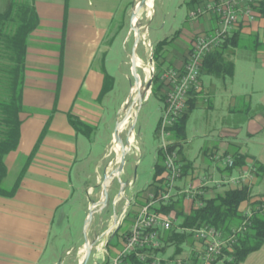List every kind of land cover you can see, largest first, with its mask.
<instances>
[{
    "label": "crops",
    "instance_id": "1",
    "mask_svg": "<svg viewBox=\"0 0 264 264\" xmlns=\"http://www.w3.org/2000/svg\"><path fill=\"white\" fill-rule=\"evenodd\" d=\"M139 1L0 0L1 13L8 11L15 2L24 5L29 12L33 11L35 14V19L33 18L35 26L28 35L24 57L22 92L24 108L20 113L22 124L19 145L4 158L8 168V174L3 182L6 190L15 185L33 150L36 149L15 194L0 195V264H60L57 262L58 251L54 244L49 245L50 237L58 212L60 214L62 205L73 196L70 171L77 162L76 149L81 148L79 136L85 135L90 139L91 132L104 119V98L107 93L104 89L110 85L108 79H112L108 71L110 50L113 43L120 41V36H124L126 40L133 37L136 41V33L132 29V14ZM204 1L189 0L194 6L191 11ZM191 11L189 18L196 20L193 24L196 30L192 32L185 50L180 53L173 47L178 33L171 40L166 38L172 43V47L166 44L162 50L166 55L169 52V56L165 55L166 62L168 65L171 64L167 65V69L183 67L193 48L194 38L199 33L218 27L216 16L204 13L192 18ZM256 13L255 21L242 23L229 35L237 33L239 40L249 43L244 48L246 52L252 51L255 66L252 67L253 73L248 85L237 92L232 88L236 69L233 58L241 51L237 47L229 46L232 50L230 53L227 52V58L235 65L233 77L221 78L206 74L209 78L205 80L202 75L199 90L195 93V107L204 103L208 109L216 111V102L220 101L223 104L218 111L223 109L227 111V116L222 117L223 124L214 139L215 144L203 152L202 162L196 164L189 154V148L181 147L182 140L176 141L173 135L171 138V145L177 143L174 149L181 151L179 158L185 159L189 165L178 182V189L187 188L188 185L202 187V196L205 199L213 198L225 189L242 185L251 188L253 199L264 197V3L257 8ZM30 16L29 13L27 20ZM148 33L147 29L143 36L146 37ZM172 58L176 59L171 62ZM214 78L224 81L230 79V82L224 83L220 88L214 82ZM193 109L188 116L187 124ZM239 109L247 111L244 124L230 123L229 118L232 119ZM218 111L213 120L219 116ZM69 114L77 116L93 127L90 136L78 132L71 125ZM46 125L47 129L40 140ZM244 129L248 138L246 147L237 142ZM114 140L113 137L112 141ZM238 152L246 155L245 164L241 168L228 171L223 157L231 155L234 158ZM215 155H219L221 159H217ZM252 166L256 167L253 176L241 184L223 182L229 177L242 175ZM104 178L97 175V185H100ZM121 183H124L123 180L120 179V182L118 180L120 188ZM257 187L260 190H257ZM154 190L150 183L147 190L129 198L132 201L127 211V214L130 213L128 216L130 228L133 218L149 200L150 194L155 193ZM87 192L91 196L94 186L90 185ZM102 199L103 187L99 197L89 203L90 209L94 202L99 203ZM194 201L184 199L186 211L195 204ZM198 203L199 201H196V204ZM107 205L103 206V209ZM112 206L116 207L114 204ZM156 206L158 205L156 204L155 208ZM99 207L102 205L97 207L96 212L101 211L98 210ZM65 215L63 211L61 217ZM168 215L173 217L172 214ZM173 220L175 223V219ZM106 229L104 232L96 231L92 236L93 238L100 236L101 239L92 250L91 264H108L123 247L122 241L127 233L125 236L123 234L121 242L114 244L111 238L105 237V234H108ZM193 239L192 246H188L181 253H175V245H166L161 240L162 246L156 254L167 259L184 256L187 261H192V258L195 260L194 249L198 245L194 236ZM85 243L86 240L75 247L71 264H81ZM170 248H174V253L167 256Z\"/></svg>",
    "mask_w": 264,
    "mask_h": 264
},
{
    "label": "rangeland",
    "instance_id": "2",
    "mask_svg": "<svg viewBox=\"0 0 264 264\" xmlns=\"http://www.w3.org/2000/svg\"><path fill=\"white\" fill-rule=\"evenodd\" d=\"M146 8L148 9L147 5L139 13V23L141 24L139 29H142L143 25L146 24L148 25L149 33L146 37L142 34L136 55L142 63L141 66H138V73L140 81L142 80L144 83H147L153 75L154 79L171 65L166 62V56H169V52L166 55L165 51L161 50L158 57L154 56L156 44L166 38L171 40L178 33L179 36L173 42V47L176 51L182 53L189 43L192 32L196 30L193 26L196 20L189 18V12L194 8L189 0H154L150 12ZM147 14L150 16H147ZM136 23L137 21L134 25ZM124 38V36H120V41L113 43L108 57V71L112 77V82L104 98V119L91 132L90 139L85 135L80 134L79 136L81 148L76 149L77 162L70 171L73 196L67 203L62 205L60 214L58 212L53 226L49 245L52 246L54 244L55 249L58 251L57 262L60 264H71V257L75 254V247L87 238L92 241L94 239L92 236L96 231L104 232L106 228L108 230L112 228L115 220L114 214L119 216V225L114 226L111 233L105 234L106 238H111L114 244L121 242L123 234L127 233L130 228L128 220L130 213L123 218L122 216L120 217L124 208L125 198L119 197L117 200L120 191L117 177L112 181L109 188L107 207L89 216V203L99 197L100 190L104 184L103 180L100 185H97V175H101L104 178L106 168H108L107 174L113 171L117 173L122 151L121 149L115 150V145L118 144L115 140L112 141V138H115L118 121L123 122L122 127H120V135L125 144L131 132L130 137L134 136L132 143L130 142L129 144L130 148L124 157L123 171L121 173V179L126 184L124 189L126 197L128 196L129 199L136 193L147 190L153 181L154 164L158 159V149L161 145L157 126L164 102L153 93L152 88L145 94L142 103L139 102L135 86L132 88V85L135 84V78L130 57L135 45V39L133 37L128 40ZM149 41L154 45L153 50L148 47ZM248 44L244 40H239L237 49L241 52L240 54L237 53L233 58L236 69L232 88L235 92L243 90L248 85L253 73L252 67L255 66V59L251 56L252 51L246 52V48H244ZM167 45L172 47L171 42H168ZM242 48H244L243 53ZM227 49L229 53L232 50L230 47ZM175 59L172 58L171 62ZM145 68L150 70L148 72L144 71ZM208 78V75L204 74V79L207 80ZM214 82L218 87L222 88V85L229 83L230 79L224 81L214 78ZM132 89H134V93H132ZM129 97L132 98L128 103ZM222 104L220 101L216 102V111L219 108L221 109L220 106ZM216 111H212L211 108L208 109L204 103H201L193 109L189 118L186 138L181 141L180 145L183 148H189V154L196 164L202 162L204 158L203 152L215 144L214 139L218 136L223 124L222 117L227 116L226 109L218 111L220 114L217 118L221 119L218 118L217 122H215L217 118L213 119ZM246 116L247 111L239 109L236 115L232 117L233 120L229 118V121L230 123L241 125L244 124ZM245 129L237 141L243 147H246L248 140ZM252 153L253 149L251 150ZM112 162L113 164H111ZM90 185L94 186V192L91 196L87 192V188ZM257 190H260V188L257 187ZM114 203L115 208L112 206ZM63 211H65L66 215L61 217ZM190 246L192 245L190 244ZM69 250L70 252L68 253ZM173 253L174 248H170L167 256ZM226 258L230 259L227 255H223L219 262L224 264L223 262ZM92 261L93 256L89 264ZM239 264H264V246L250 253Z\"/></svg>",
    "mask_w": 264,
    "mask_h": 264
},
{
    "label": "trees",
    "instance_id": "3",
    "mask_svg": "<svg viewBox=\"0 0 264 264\" xmlns=\"http://www.w3.org/2000/svg\"><path fill=\"white\" fill-rule=\"evenodd\" d=\"M29 13L31 16L27 20ZM34 17L33 11L29 12L24 5L15 2L8 11L0 12V195L12 196L15 194L28 163L36 151V149L33 150L15 185L10 190H6L3 182L8 174V168L4 158L8 153L16 150L19 145L22 124L20 113L24 108L22 99L24 57L28 45V35L35 26ZM238 41L239 37L237 33H234L226 38L219 49L208 54L202 64V75L210 74L221 78L233 77L235 65L232 60L227 58V48L229 46L237 47ZM167 43V39L160 41L156 45L154 56L158 57ZM108 80L111 84L112 79L109 78ZM153 84V93L164 101L161 95L162 84L159 81V76L153 79ZM108 90L106 88L104 92ZM195 93L196 91H192L188 100L189 110L172 128V135L176 141L185 140L186 138L187 119L196 104ZM69 121L78 132L90 136V132L93 130L92 126L73 114H69ZM47 125L40 140L45 134ZM176 145L177 143L170 145L169 149L174 150ZM180 153L181 151H178V154ZM245 157L246 155L240 152L235 154L234 165L227 167V170L232 171L241 168L245 164ZM164 161L165 152L158 149V159L154 164V175L151 183L154 186L156 195L160 194L165 187L166 168ZM180 162L183 165V174H185L189 165L181 157ZM184 199L185 194L174 195L171 199L160 202L155 208L156 211L162 214H172L173 219H175L172 228L162 231L160 235L161 240L166 245H175V253H181L190 244L192 245L194 243L193 230L204 225L219 228L226 234H230L233 229L243 226L246 220L245 210L247 207L252 210V216L249 219L251 223L245 225L246 228L239 232L238 242L234 247L225 250V255L230 259H224L223 263L239 264L250 253L259 250L264 244V197L253 199L252 190L248 185L225 189L209 199L199 195L189 211H186ZM196 201H199V203L196 204ZM130 260L132 264H143L135 255L131 256ZM191 260V264H196L194 258ZM219 260L214 264H221Z\"/></svg>",
    "mask_w": 264,
    "mask_h": 264
},
{
    "label": "built area",
    "instance_id": "4",
    "mask_svg": "<svg viewBox=\"0 0 264 264\" xmlns=\"http://www.w3.org/2000/svg\"><path fill=\"white\" fill-rule=\"evenodd\" d=\"M262 3L264 0H205L191 11L192 18L210 13L218 18L219 24L217 28L199 33L194 38L193 48L183 67L169 68L158 74L162 84L161 95L164 98V106L157 131L161 138L159 149L165 152V187L158 195L150 194L149 200L133 218L132 226L124 237L122 249L108 261V264H132L130 257L133 255L143 264H191L184 256L167 259L156 254V251L162 246L161 232L171 229L174 220L172 216L156 211L155 205L171 199L174 195L185 194V198L195 200L203 194L202 187L194 185L178 189V182L183 176V165L180 162L178 151L169 149L172 144V128L189 110L188 100L192 91L199 90L203 73L202 64L206 56L220 48L230 33L238 29L242 23L255 21L256 10ZM148 47L151 50L154 48L150 41ZM215 157L221 159L219 155H215ZM223 160L226 167L234 165V158L231 155H226ZM255 171L256 167L252 166L242 175L229 177L223 182L241 184L250 179ZM119 197L125 198V194L122 192ZM131 202L130 199H125V206L120 217L123 218L127 214ZM245 216L244 225L233 229L230 234L210 225L194 229L193 233L198 245L194 249L196 264H214L221 256L225 255L226 249H232L238 242L239 232L246 228L245 225L251 223L249 220L252 216L250 207L246 208ZM117 225H119V220Z\"/></svg>",
    "mask_w": 264,
    "mask_h": 264
},
{
    "label": "water",
    "instance_id": "5",
    "mask_svg": "<svg viewBox=\"0 0 264 264\" xmlns=\"http://www.w3.org/2000/svg\"><path fill=\"white\" fill-rule=\"evenodd\" d=\"M147 4H148V0H140L139 3L135 6V9H134L133 14H132V29L136 33L135 45H134L132 53L130 54L131 63H132V72H133V75L135 78V84L132 85V88H133V86H135L136 92L138 93V100L140 103H142L145 94L152 88V84H153V76L147 81V83L142 82V80L140 81V75L138 73V65L136 62L137 48H138L139 42L141 41V36L148 29V25H146V24L143 25L142 29H139L140 25H141L139 23V13L142 11L143 7L146 6ZM136 21H137V23H136V25H134V23ZM142 88H143V91H142ZM131 91H132V93H134L133 89ZM131 98L129 97V99L127 101L128 103L130 102ZM121 125H122V121H118L117 128L115 130V141L119 142L121 144V151H122V155L120 157V163H119V166L117 167L118 172L114 173V171H113L112 173L107 174L105 176L104 184H103V199L99 203L94 202L92 204L89 216H91L94 212L97 211L98 206L102 205V207H99V209H98V210H102L103 206H106L108 204L109 188L111 186L112 181L115 179V177H117V179L120 182L121 173L123 171V165H124V157L130 148V145H129L130 139L129 138H130V135L132 134V132H131V134L127 137L126 144H125L121 138V135H120ZM125 186H126L125 183H121L120 193L118 194L117 197H119L120 194L123 192L125 194V199L127 200L128 197H126V193L124 190ZM118 220H119V216L117 214H115V220H114L113 227L118 224ZM112 228H110L107 232L109 233L112 230ZM100 239H101L100 236L97 238H94L92 241H89L88 238L86 239L84 257H83L81 264H88L90 257H91V254H92V250L94 249V247L96 246V244L98 243V241Z\"/></svg>",
    "mask_w": 264,
    "mask_h": 264
},
{
    "label": "bare ground",
    "instance_id": "6",
    "mask_svg": "<svg viewBox=\"0 0 264 264\" xmlns=\"http://www.w3.org/2000/svg\"><path fill=\"white\" fill-rule=\"evenodd\" d=\"M153 1L154 0H148V4H147V6H148V9L146 8V10H149V12H150V8H152V6H153ZM136 25V24H135ZM136 62H137V65H139V66H141V61H140V58H138L137 56H136ZM150 69L149 68H145V70L144 71H149ZM152 71V70H151ZM149 76H150V74H149ZM133 91H134V89H133ZM135 92V91H134ZM137 101V100H136ZM136 106V105H135ZM130 117V116H129ZM127 121V120H126ZM122 125H123V122H122ZM122 125H121V127H122ZM121 129V128H120ZM121 131V130H120ZM130 142L132 143V141H133V139H134V136L132 135L130 138ZM118 145H115V150L116 151H118V150H120L121 149V144L119 143V142H116ZM120 147V148H119ZM120 155V154H119ZM111 169V168H110ZM117 172H118V169H117Z\"/></svg>",
    "mask_w": 264,
    "mask_h": 264
},
{
    "label": "flooded vegetation",
    "instance_id": "7",
    "mask_svg": "<svg viewBox=\"0 0 264 264\" xmlns=\"http://www.w3.org/2000/svg\"><path fill=\"white\" fill-rule=\"evenodd\" d=\"M109 233H111V231Z\"/></svg>",
    "mask_w": 264,
    "mask_h": 264
}]
</instances>
